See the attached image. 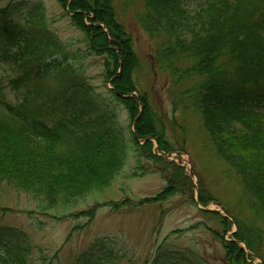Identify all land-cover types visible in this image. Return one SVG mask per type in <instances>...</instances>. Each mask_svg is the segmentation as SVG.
Instances as JSON below:
<instances>
[{
	"label": "trees",
	"instance_id": "1",
	"mask_svg": "<svg viewBox=\"0 0 264 264\" xmlns=\"http://www.w3.org/2000/svg\"><path fill=\"white\" fill-rule=\"evenodd\" d=\"M57 1L71 24L85 35L90 53L103 56V77L110 81V93L126 112L130 127L135 121L129 135L137 154L175 167L177 179L184 180L182 167L153 153V140L159 152H173L174 146L158 130L149 99L133 95L138 89L132 77L139 67L138 55L117 19L113 0ZM143 4L142 27L162 42L153 60L172 75L175 84L197 78L183 95L201 120L213 153L233 170L252 200V210L264 214V113L260 110L264 103V0H200L197 9L188 13L190 22L185 0H144ZM42 16L40 6L29 10L25 18L29 32L13 33L0 51V59L15 71L7 80L0 78V181L42 198L43 208L48 209L109 186L127 159L128 137L114 112L109 107L100 109L79 84L63 77L43 81L50 80L47 60L52 48L35 35L44 26ZM181 60L190 66L178 67ZM8 87L16 92L23 89L18 102L8 99ZM137 139L145 141L140 144ZM186 181L190 186V180ZM176 184L177 180L169 181L155 196L137 202L126 198L102 205L118 211L163 202L182 192ZM204 192L199 188L198 201L205 207L212 199ZM192 201L196 204L193 197ZM100 205L74 216L91 221ZM199 212L218 219L222 233L215 234L223 246L225 264H253L262 239L259 230L251 231L253 225L237 218L231 222L214 211ZM234 223L236 230L225 238ZM34 248L29 235L17 232L4 243L0 264H29ZM57 257V252L50 258L41 254L40 260L50 262ZM108 261L117 264L106 252L93 263H81Z\"/></svg>",
	"mask_w": 264,
	"mask_h": 264
},
{
	"label": "rangeland",
	"instance_id": "2",
	"mask_svg": "<svg viewBox=\"0 0 264 264\" xmlns=\"http://www.w3.org/2000/svg\"><path fill=\"white\" fill-rule=\"evenodd\" d=\"M185 1L188 16L197 9L200 0ZM143 3L144 0H113L117 19L124 25L133 52L138 55L139 67L132 74L138 89L133 95L149 99L158 118V130L165 133L172 147L181 148L171 154L158 153L166 163L175 162L183 168L181 177L184 180L181 181L177 179L175 167L161 165L163 161L155 164V160L149 161L137 154L130 140L131 127L126 112L110 93V81L103 77V56L90 53L85 35L71 24L66 10H62L56 0L0 1V51L13 33L29 32L25 18L29 10L40 6L44 26L36 29L35 35L39 42H47L52 48V56L47 60L50 80L48 77L43 81L50 83L56 77H63L79 84L85 90V96L96 102L100 109L109 107L114 112L128 137L127 159L112 183L70 204L60 201L56 206L44 209L42 198L35 199L26 191L0 181V252L15 233L24 232L35 246L29 264H82L83 260L93 263L103 252L115 257L117 264H225L224 249L218 236L222 227L218 219L200 213L199 206L192 201V197L197 199L199 188H202L205 196L212 199L207 208L227 213L231 222L237 218L253 225L251 231L259 230L262 239L251 262L264 264V214L252 210V200L244 193L233 170L213 153L208 135L200 128L201 120L191 111L190 100L183 95L197 78L193 76L175 84L172 75L153 60L154 52L162 42L158 37L151 38L142 27L139 17L145 12ZM180 62L177 65L182 69L190 66L186 61ZM10 66L0 59V78L7 80L14 75ZM21 90L16 92L8 87V99L18 102ZM260 106L264 113V103ZM153 152L156 153L154 147ZM174 180L182 192L163 202L144 203L118 211L102 205L107 201L130 198L137 202L155 196ZM97 203L101 205L91 221L85 216H74ZM86 222L84 228L73 229ZM234 230L235 224L224 234L225 238L229 239ZM175 231L178 232L170 235ZM56 252V260H40L41 254L50 258Z\"/></svg>",
	"mask_w": 264,
	"mask_h": 264
},
{
	"label": "bare ground",
	"instance_id": "3",
	"mask_svg": "<svg viewBox=\"0 0 264 264\" xmlns=\"http://www.w3.org/2000/svg\"><path fill=\"white\" fill-rule=\"evenodd\" d=\"M56 1H57V0H56ZM57 2H58V1H57ZM58 4H59V2H58ZM59 5H60V4H59ZM184 145H185V144H184ZM184 145H183V146H184ZM183 146L181 145V147H183ZM175 150H176V151H181V148L178 149V148L174 147L173 151H175ZM166 167H169V166H166Z\"/></svg>",
	"mask_w": 264,
	"mask_h": 264
}]
</instances>
